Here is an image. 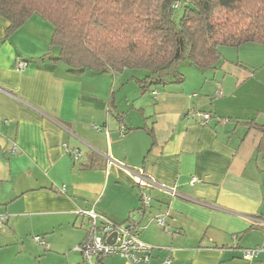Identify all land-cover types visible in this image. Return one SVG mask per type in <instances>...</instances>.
<instances>
[{
  "label": "crops",
  "instance_id": "1",
  "mask_svg": "<svg viewBox=\"0 0 264 264\" xmlns=\"http://www.w3.org/2000/svg\"><path fill=\"white\" fill-rule=\"evenodd\" d=\"M8 27L0 16V264H86L75 249L88 211L133 225L152 247L146 264H264V251L243 257L264 247V45L222 47L214 68L183 63L182 82L140 85L143 71L50 61L53 28L37 16ZM130 169L156 183L146 211Z\"/></svg>",
  "mask_w": 264,
  "mask_h": 264
},
{
  "label": "trees",
  "instance_id": "2",
  "mask_svg": "<svg viewBox=\"0 0 264 264\" xmlns=\"http://www.w3.org/2000/svg\"><path fill=\"white\" fill-rule=\"evenodd\" d=\"M0 16L8 36L34 16L50 24L58 55L47 57L70 73L138 70L140 85L182 82L183 63L214 68L222 47L264 45V0H0Z\"/></svg>",
  "mask_w": 264,
  "mask_h": 264
},
{
  "label": "built area",
  "instance_id": "3",
  "mask_svg": "<svg viewBox=\"0 0 264 264\" xmlns=\"http://www.w3.org/2000/svg\"><path fill=\"white\" fill-rule=\"evenodd\" d=\"M177 7V5H176ZM28 62L20 60L16 69L18 71L27 68ZM199 123L203 126L209 125L213 116L208 112L195 113ZM75 158L80 157V153L75 150L72 151ZM133 177L135 184L141 189L142 203L145 207H149L152 198L150 195V188L156 186L153 179L144 169H130L128 170ZM197 178L193 182H199ZM164 190L170 192L171 195H176L175 191L161 186ZM91 219V231L87 239L79 246L76 251L82 254L86 264H101L102 261L110 256L119 255L125 259L126 264H146L150 261L151 249L149 245L143 243L136 235L135 227L131 224L118 225L105 217L88 211L81 213ZM98 220L102 221V225H98ZM158 225L165 226V220L162 217L156 218ZM3 220L0 219V231L2 229ZM116 234L113 242L109 243L108 238ZM34 241L39 244H45L40 237H35ZM264 251V247L245 250L243 257L246 260H252Z\"/></svg>",
  "mask_w": 264,
  "mask_h": 264
},
{
  "label": "rangeland",
  "instance_id": "4",
  "mask_svg": "<svg viewBox=\"0 0 264 264\" xmlns=\"http://www.w3.org/2000/svg\"><path fill=\"white\" fill-rule=\"evenodd\" d=\"M181 2H182V4H185V3H188V0H180ZM184 7H182V8H180V9H178V10H176V12H175V17H176V19L177 20H180L181 19V17L183 16V14H184ZM55 51H57V48H55ZM72 253H73V251H72Z\"/></svg>",
  "mask_w": 264,
  "mask_h": 264
},
{
  "label": "water",
  "instance_id": "5",
  "mask_svg": "<svg viewBox=\"0 0 264 264\" xmlns=\"http://www.w3.org/2000/svg\"><path fill=\"white\" fill-rule=\"evenodd\" d=\"M115 237H116V234H114L111 238H108V242L109 243L113 242V239H115Z\"/></svg>",
  "mask_w": 264,
  "mask_h": 264
}]
</instances>
